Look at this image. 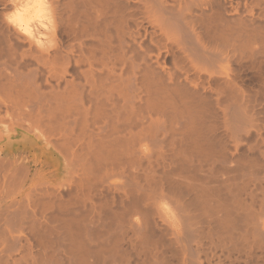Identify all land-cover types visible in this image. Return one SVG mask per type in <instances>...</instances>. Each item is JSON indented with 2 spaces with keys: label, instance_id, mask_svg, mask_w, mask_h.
<instances>
[{
  "label": "bare ground",
  "instance_id": "obj_1",
  "mask_svg": "<svg viewBox=\"0 0 264 264\" xmlns=\"http://www.w3.org/2000/svg\"><path fill=\"white\" fill-rule=\"evenodd\" d=\"M0 264H264V0H0Z\"/></svg>",
  "mask_w": 264,
  "mask_h": 264
}]
</instances>
